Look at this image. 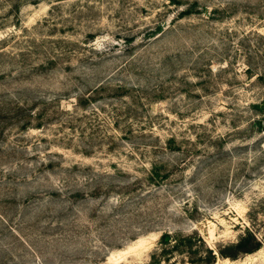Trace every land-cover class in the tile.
<instances>
[{
  "label": "rangeland",
  "instance_id": "1",
  "mask_svg": "<svg viewBox=\"0 0 264 264\" xmlns=\"http://www.w3.org/2000/svg\"><path fill=\"white\" fill-rule=\"evenodd\" d=\"M261 35L264 0H0V264H264L218 252L264 241Z\"/></svg>",
  "mask_w": 264,
  "mask_h": 264
},
{
  "label": "trees",
  "instance_id": "2",
  "mask_svg": "<svg viewBox=\"0 0 264 264\" xmlns=\"http://www.w3.org/2000/svg\"><path fill=\"white\" fill-rule=\"evenodd\" d=\"M260 39L264 41V36L261 35ZM252 70H253V67L249 65V68L247 69V71L252 73ZM252 75L254 76V73ZM257 77L260 80H264V73L258 74ZM167 236H168L167 234L163 236L164 241H166ZM263 245H264V241L260 239L253 230L247 229V231L240 236L237 243H234L228 247L226 246L224 248H220L218 252L221 257H224V258L229 257L232 259H236L241 255L251 254V253H254L260 250L263 247ZM177 246L179 245H174L171 249H176ZM171 249H163L162 252L167 253ZM210 253L212 254L214 258L216 257V254H214L212 249H210ZM166 260H169V259H166ZM159 262L160 261L158 257L156 256V254H154V261L152 262V264H159Z\"/></svg>",
  "mask_w": 264,
  "mask_h": 264
},
{
  "label": "bare ground",
  "instance_id": "3",
  "mask_svg": "<svg viewBox=\"0 0 264 264\" xmlns=\"http://www.w3.org/2000/svg\"><path fill=\"white\" fill-rule=\"evenodd\" d=\"M126 254V252H123V254L121 255V257L119 258H117V261H121V259H122V257L124 256ZM115 258H116V256H115Z\"/></svg>",
  "mask_w": 264,
  "mask_h": 264
}]
</instances>
